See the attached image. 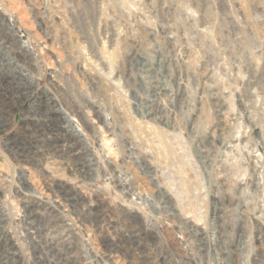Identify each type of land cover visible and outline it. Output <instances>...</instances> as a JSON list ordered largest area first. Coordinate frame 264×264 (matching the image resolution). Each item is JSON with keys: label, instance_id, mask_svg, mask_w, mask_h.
Instances as JSON below:
<instances>
[{"label": "rangeland", "instance_id": "1", "mask_svg": "<svg viewBox=\"0 0 264 264\" xmlns=\"http://www.w3.org/2000/svg\"><path fill=\"white\" fill-rule=\"evenodd\" d=\"M0 58L33 82L3 91L4 264H264V0H0ZM36 106L81 165L7 150Z\"/></svg>", "mask_w": 264, "mask_h": 264}, {"label": "bare ground", "instance_id": "2", "mask_svg": "<svg viewBox=\"0 0 264 264\" xmlns=\"http://www.w3.org/2000/svg\"><path fill=\"white\" fill-rule=\"evenodd\" d=\"M7 21L9 22L7 28L12 30V32H13L12 36H15V38L17 39V40L15 39L18 42V51H17V55L16 56H17V60L21 61L19 56L24 58L23 57V52L24 53L27 52V51L31 52L30 46L28 44V40L25 39V37L19 32L18 28L15 27V25L12 23L11 20L7 19ZM29 54L31 55L32 58H35V56H33L31 53H29ZM13 64H15V63H13ZM20 66H19V63L17 62V67H16V64L13 65V67L15 69L12 71L11 66L9 65L7 60H5V58H0V77L3 76L6 80H8V82L5 83V85H4L3 82L0 79V88H2L0 90L1 91L0 92V127L5 125V121H6L5 114H6V111L8 110V108H9V102H10L6 98L7 96L4 94V93H7V92H3V91L6 88H9L11 85L14 86V88H15V85H16V89H18V91H19V89L21 87V88H23L24 92L23 91H19V92L15 91V96H17V98H20V97H22L23 93L24 94L28 93L27 91H29V88H30L29 86H32V84H33V82L31 83L32 78L30 77V75H26L25 73H23L22 70L20 69ZM158 90L164 91L165 89H163V88L159 89L158 88ZM154 93L157 94V96H158L157 91L154 92ZM48 99L52 100L51 97L46 95L45 101L48 100ZM136 100L138 101L137 97H136ZM36 107H37V111L38 112L39 111L42 112L43 118H40V117L37 118V117H35V115H33L32 117H28L27 118V121H28L27 124H26L27 125V129L31 128L29 125L32 126V131L31 132L28 131L30 133L26 134V136L28 138V142L26 141V142H23L22 144H18V145H17V143L13 142V143H11L10 145L7 146V150L9 152H11L13 155L16 154V156H18L16 158V160L23 161V162H29V163L35 164L36 166H39V162L41 161L42 157L45 156V155H48V154H54V155H58L60 157L67 156L69 158H72V160H73V162L75 163L76 166H77V164H80L81 156H78V154H75L76 152H75V147L74 146H72V145H60V144L57 143V142H59L58 139H60V140L63 139L65 141L68 138H75V137H71L72 134L71 133L68 134L66 132V129L63 126L60 125L62 121H61V115H59L60 114L59 111L50 110L51 107L50 108L47 107L46 110H44L45 108L41 109L38 106H36ZM45 124H46V127H44ZM72 128H73V130L70 129L71 132H73L72 136L78 135L77 132H76V129H74L73 126H72ZM39 130H44V131L48 130V131L54 132V140L51 143V144H53L54 149L53 148L50 149L49 148L50 146L48 148H46V149L41 147L40 143H38L40 141L36 137L37 133L39 132ZM42 133H43V131H42ZM54 191H56L59 195H61L62 198L65 199L66 202H68L71 205H75L76 204V200H78L71 193L72 192L71 189H69V188H67L65 186L57 184L55 186V188H54ZM25 208H26L29 216L31 215L32 217H37L38 214H40L38 212V209L42 208V203L32 200V201L27 202V204L25 205L24 209ZM36 244H38V243H36ZM114 247H116V246L113 244V242L109 243V245H107V251H109V252L112 251L114 249ZM8 249H11V248H8ZM9 255H11V254H9ZM0 263L4 264V262H2V258L1 257H0Z\"/></svg>", "mask_w": 264, "mask_h": 264}, {"label": "built area", "instance_id": "3", "mask_svg": "<svg viewBox=\"0 0 264 264\" xmlns=\"http://www.w3.org/2000/svg\"><path fill=\"white\" fill-rule=\"evenodd\" d=\"M12 20V19H11ZM18 28V27H17ZM19 32L23 35V33L20 31V29L18 28ZM24 36V35H23ZM25 37V36H24Z\"/></svg>", "mask_w": 264, "mask_h": 264}]
</instances>
